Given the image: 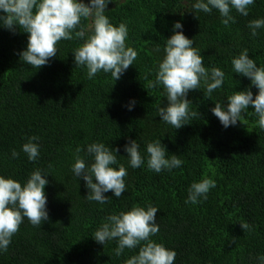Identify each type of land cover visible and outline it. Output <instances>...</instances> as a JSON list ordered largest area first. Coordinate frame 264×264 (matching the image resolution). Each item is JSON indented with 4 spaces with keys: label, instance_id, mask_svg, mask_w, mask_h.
<instances>
[{
    "label": "trees",
    "instance_id": "obj_1",
    "mask_svg": "<svg viewBox=\"0 0 264 264\" xmlns=\"http://www.w3.org/2000/svg\"><path fill=\"white\" fill-rule=\"evenodd\" d=\"M88 3L89 0H84ZM196 0H114L106 15L114 25L128 27L127 45L138 57L117 81L99 72L88 79L86 66L74 64L73 50L83 41L61 40L57 56L38 70L20 61L28 34L0 26V176L25 183L39 168L48 174L45 187L49 220L41 227L27 218L13 236L0 264H124L139 252L125 249L117 257V241L104 245L92 237L105 218L151 204L159 210V232L151 239L177 255L174 264H260L264 256V129L254 108L241 121L225 128L211 111L216 102L227 105L234 91L248 88L250 80L233 73L232 59L249 50L257 67L264 66V27L251 35L248 23L264 18V0L249 6V15L232 11L236 22L225 27L218 10L191 7ZM2 14V13H0ZM179 21L193 47L204 56L206 68L225 73L221 88L205 99L206 87L188 93L191 111L198 115L174 129L161 120L157 109L168 104L162 85L149 87L165 56L166 39ZM180 31V30H176ZM159 49V51H157ZM253 96L258 92L251 87ZM135 101L129 110L128 105ZM200 113V114H199ZM39 137L40 155L30 162L22 145ZM161 139L169 156L183 161L179 168L160 173L147 167L148 143ZM137 140L145 163L133 169L124 145ZM94 142L119 148L117 159L127 168L126 191L100 204L85 197L88 189L72 172L76 148L85 156ZM19 153L12 158V151ZM208 177L216 187L207 199L185 203L193 182ZM95 182V181H94ZM247 223L252 230H244Z\"/></svg>",
    "mask_w": 264,
    "mask_h": 264
},
{
    "label": "clouds",
    "instance_id": "obj_2",
    "mask_svg": "<svg viewBox=\"0 0 264 264\" xmlns=\"http://www.w3.org/2000/svg\"><path fill=\"white\" fill-rule=\"evenodd\" d=\"M111 2L114 0H89L88 3L84 0H0V26L12 32L19 29L28 34L26 49L19 53L20 61L28 66L38 70L57 56V44L61 40L77 39L83 42L73 50L75 66H86L88 79L102 71L110 73L113 80L117 81L133 65L138 53L126 43V23L121 22L116 26L106 15ZM254 2L255 0H196L191 7L204 13L218 10L222 24L228 27L236 22L233 10L246 17L249 15V6ZM182 27L179 21L174 23L173 34L166 39L165 56L158 65L155 80L149 82V87H164L168 104L157 109L158 116L174 129L188 124L190 118L198 115V112L190 110V105L193 104L187 98L190 91L201 90L203 81L206 87L204 97L210 100L213 91L221 88L225 80V73L220 68L205 67V58L200 49L193 47L194 40L184 35ZM248 27L251 35L256 36L257 29L264 27V18L251 20ZM231 63L233 73L248 78L251 83L248 88L234 91L227 97L226 106L216 102L211 111L227 128L241 121L242 113L252 106L258 117V126L264 129V66L257 67L256 61L249 57L248 49L242 50ZM252 86L258 89L255 97L251 91ZM134 104L135 101H131L129 110ZM37 141L39 137L31 136L22 145V151L27 154L30 162L36 161L40 155V144ZM81 151L84 150L76 148L71 170L77 179L84 180L88 189L85 198L100 204L110 203L111 197L105 195L109 191L120 198L126 191L125 178L128 171L117 159L119 148L108 147L102 142L89 144L85 155L93 157L90 165L86 163L85 156L80 155ZM124 151L133 169L140 168L145 163L137 140H129L124 145ZM146 151L147 167L156 173L165 169L171 171L183 164L178 155H168L161 139L148 143ZM11 155L15 159L19 153L13 150ZM47 176L39 168L32 171L23 184L13 178L0 176V252H7L25 218L35 227H41L43 222L49 220L45 192L49 183ZM215 187V181L208 177L193 182L185 203L195 205L201 198L206 200L210 189ZM158 210L148 204L147 207L135 205L129 211L113 213L105 218L92 238L103 245L107 241L116 240L117 247L114 251L117 257L125 249L139 246L138 254L126 259L124 264H174L177 253L151 239L159 232V225L156 223ZM240 225L244 230H252L247 223ZM258 259L260 264H264V256H259Z\"/></svg>",
    "mask_w": 264,
    "mask_h": 264
}]
</instances>
